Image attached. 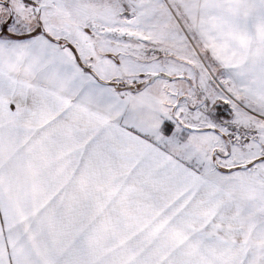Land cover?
<instances>
[{
  "label": "snow or ice",
  "instance_id": "obj_1",
  "mask_svg": "<svg viewBox=\"0 0 264 264\" xmlns=\"http://www.w3.org/2000/svg\"><path fill=\"white\" fill-rule=\"evenodd\" d=\"M0 264H264V0H0Z\"/></svg>",
  "mask_w": 264,
  "mask_h": 264
}]
</instances>
